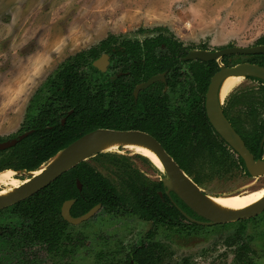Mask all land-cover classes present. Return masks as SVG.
Masks as SVG:
<instances>
[{
	"label": "trees",
	"instance_id": "1",
	"mask_svg": "<svg viewBox=\"0 0 264 264\" xmlns=\"http://www.w3.org/2000/svg\"><path fill=\"white\" fill-rule=\"evenodd\" d=\"M140 30L157 34L143 40L123 39L120 44H116L117 37L110 34L97 45L65 58L42 82L29 102L20 129L29 131L27 136L14 146L0 149V170H36L70 142L97 128H139L152 133L197 182L199 177L193 172L204 166L202 161L205 159L211 161L214 158L224 163L229 159L230 165H237L234 153L229 151L227 142L211 125L205 109V93L211 77L220 69L219 62L182 61L179 58L186 54L187 49L173 33L165 32L169 31L167 27ZM263 43L264 33L256 40V44ZM206 45L201 46L207 48ZM163 46L168 51L156 54L155 48ZM102 52L112 54L107 72H101L93 65ZM229 56L223 58L227 65ZM244 57L264 66V53L244 54ZM182 63L187 69H183ZM164 70L169 71L168 91H162V82H155L143 89L137 98L134 97L133 89L138 82ZM251 78L259 81L260 86L233 92L226 101L224 112L255 157L261 158L264 156V81ZM192 80L196 97L189 96L185 90L186 84ZM170 92L188 95L189 107L179 114L177 123L170 117ZM63 117L65 123L61 121ZM5 139L0 137V141ZM90 159L97 160L111 173L117 172L119 180L104 174L90 160H85L42 188L38 194L14 205L13 212L18 216L17 228L13 236L6 238L5 242L2 240L10 247L13 258L24 264H42V260L38 262L29 257L33 244L57 257L75 251V238L67 231L68 222L61 215V205L70 197L76 198L71 210L75 216L102 203L108 212H133L144 219L166 224L168 228L186 231L188 226L198 227L169 197L166 203L162 201L157 193L163 188L162 182L152 181L150 186H143L136 193L129 192L124 184L125 177L129 176L127 156L99 152ZM238 159L246 168L244 160L240 156ZM76 178L81 181L82 190L76 186ZM175 198L184 210L201 218L180 198ZM0 264L4 263L0 260ZM126 264L147 263L136 257L134 263L127 260Z\"/></svg>",
	"mask_w": 264,
	"mask_h": 264
},
{
	"label": "rangeland",
	"instance_id": "2",
	"mask_svg": "<svg viewBox=\"0 0 264 264\" xmlns=\"http://www.w3.org/2000/svg\"><path fill=\"white\" fill-rule=\"evenodd\" d=\"M156 26L167 27L166 33L187 45L250 46L264 33V0H0V137L19 132L33 94L69 55L97 45L110 34L140 38L157 34L140 30ZM258 85L243 77L222 99ZM129 158L151 180L164 176L152 162L134 155ZM90 161L113 175L97 160ZM204 179L200 186L210 195L244 192L264 184V177L241 169H216ZM241 224L246 227L243 238L250 246L249 258L264 264V217L210 225L190 235L165 230L160 237L162 264H240L234 238ZM150 227L137 217L115 220L102 211L85 230L87 247L79 246L58 264H115L124 253L118 241L129 244ZM84 229L85 225H75L74 236ZM98 229L100 237L94 234Z\"/></svg>",
	"mask_w": 264,
	"mask_h": 264
},
{
	"label": "water",
	"instance_id": "3",
	"mask_svg": "<svg viewBox=\"0 0 264 264\" xmlns=\"http://www.w3.org/2000/svg\"><path fill=\"white\" fill-rule=\"evenodd\" d=\"M255 54L264 53V43L250 46L232 45L221 49L209 50L195 48L185 56V59H216L220 63V69L211 77L206 93V113L216 131L244 160L248 171L254 176H264V158H256L247 147L245 140L234 128L224 113L221 98V86L224 80L231 76L257 77L264 81V66L255 62L244 61L233 66H226L221 58L226 54ZM110 55L103 53L93 64L102 71H105L110 63ZM165 72L155 74L146 81L139 83L134 91L135 96L141 89L147 88L157 80H164ZM64 122V120H63ZM27 133L0 141V149H6L15 145L23 139ZM112 142L139 143L151 148L163 164L167 177L163 178L164 184L168 187V193L173 190L179 198L193 211L206 220H198L187 214L183 209L182 213L191 221L200 224H217L249 218L264 210V195L254 204L236 211L222 209L210 200V194L206 193L179 165L174 157L164 148L161 142L149 132L140 129H114L97 128L91 130L59 150L54 156L43 163L36 170H16L20 175L27 176L22 179L24 182L16 190L0 196V209L10 206L22 199H25L42 188L51 184L63 173L76 166L82 161L90 159L99 152H105L106 144ZM264 143V134L262 138ZM5 170V169H4ZM14 170V169H13ZM2 171V170H1ZM35 174V172H37ZM79 187L81 184L78 181ZM74 200H67L62 206L63 216L74 223H80L94 215L100 205L97 204L86 213L73 217L70 208Z\"/></svg>",
	"mask_w": 264,
	"mask_h": 264
},
{
	"label": "flooded vegetation",
	"instance_id": "4",
	"mask_svg": "<svg viewBox=\"0 0 264 264\" xmlns=\"http://www.w3.org/2000/svg\"><path fill=\"white\" fill-rule=\"evenodd\" d=\"M113 35H115V34H113ZM154 35V34H153ZM153 35H145L144 37H142V38H140V37H138V36H134V37H132V36H122V37H120V36H117V35H115L116 37H117V42H116V44H120V42H121V40H123V39H132V40H134V39H139V40H143L145 37H149V36H153ZM175 38L176 39H178V40H180L178 37H176L175 36ZM180 41H182V40H180ZM182 43H183V45H184V47H186V49H187V52H186V54L185 55H183V56H181L179 59L180 60H182V61H190V60H201V59H185V56H187L189 53H190V51L192 50V49H195V48H199V49H209V47H208V45H206L207 46V48H203L201 45H203L204 44V42L203 43H200V44H198V45H187V44H185L183 41H182ZM232 45H235V44H233V43H230V44H228V45H226V46H232ZM223 47H225V46H223ZM223 47H218V48H216V49H221V48H223ZM216 49H209V50H216ZM155 51H156V54H160L161 52H166V51H168V49L165 47V46H163V47H157V48H155ZM103 53H107V54H109L110 55V57H109V61H110V63H109V65H108V67H107V69L105 70V71H102V70H100L99 68V70L101 71V72H107L108 70H109V68H110V66H111V61H112V54L111 53H109V52H102L101 54H100V56L103 54ZM74 54V53H73ZM226 55H231V56H229V58H228V65L227 64H225L224 62H223V58H224V56H226ZM226 55H224L222 58H221V62L224 64V65H226V66H233V65H235V64H237V63H240V62H244V61H247V60H245V58L244 59H242V57H240V56H244V54H240V53H238V54H226ZM240 55V56H239ZM99 56V57H100ZM98 57V58H99ZM97 58V59H98ZM96 60V59H95ZM94 60V61H95ZM213 60H216V59H213ZM93 61V62H94ZM201 61H209V60H201ZM220 64V63H219ZM94 65V64H93ZM182 66H183V69H187V66H185V64L184 63H182ZM94 67H96V66H94ZM97 68V67H96ZM182 69V71H184ZM163 72H165V75H164V80H157V81H155V82H162L163 83V87H162V91H168L169 90V85H168V81H167V78H168V75H169V71L168 70H164V71H162V72H159V73H156V74H160V73H163ZM122 73V71L121 72H119V73H116V75H119V74H121ZM155 75V74H154ZM153 76V75H152ZM151 77V76H150ZM149 77V78H150ZM148 78V79H149ZM245 78H249V79H252L251 78V76H248V77H245ZM257 78V77H256ZM183 79H186V76L183 78ZM252 80H255V79H252ZM143 81H146V80H143ZM143 81H140V82H138L136 85H135V87H134V89H133V95H134V97L135 98H137L138 97V95H139V93L143 90V89H141L140 91H139V93H138V95L137 96H135V94H134V91H135V88H136V86L139 84V83H141V82H143ZM210 81H211V79H210ZM255 81H257V80H255ZM154 82V83H155ZM258 83H259V81H257ZM153 83V84H154ZM210 83V82H209ZM152 85V84H151ZM150 85V86H151ZM192 85H194V81L192 80V81H190L189 83H187L186 84V86H185V90H186V93L190 96V95H192L193 97H196L195 95H194V93H197V91H195V87H192ZM209 86V85H208ZM260 86V83H259V85L258 86H256L255 88H257V87H259ZM149 87V86H148ZM147 87V88H148ZM144 89H146V88H144ZM207 90H208V88H207ZM193 91V92H192ZM195 91V92H194ZM237 91V90H236ZM190 92H192V93H190ZM190 93V94H189ZM206 93H207V91H206ZM206 93H205V109H206ZM233 93V92H232ZM232 93H230V95L232 94ZM188 95H186V96H183V95H175V94H173V93H171L170 92V96H169V105H168V107H169V109L170 110H172L171 112H172V115L170 116L171 117V121H177V119H178V116H179V114L180 113H182V112H184L183 111V109L184 108H186L187 106L189 107V104H188ZM229 95V96H230ZM228 99V98H227ZM227 99H226V101H227ZM226 101H224V103H223V110H224V106L226 105ZM71 112V111H70ZM69 112V113H70ZM225 113V112H224ZM207 114V113H206ZM226 115V114H225ZM183 117H184V114L182 115ZM208 117V116H207ZM228 118V117H227ZM209 119V118H208ZM63 120H64V122H63ZM65 117H63L62 119H61V121H62V123H65ZM181 120V119H180ZM179 120V121H180ZM210 121V120H209ZM177 123V122H176ZM211 123V122H210ZM212 125V124H211ZM213 126V125H212ZM22 127V126H21ZM21 127H20V129H21ZM213 128H214V126H213ZM235 128V127H234ZM114 129H117V128H114ZM126 129H139V128H126ZM215 129V128H214ZM140 130H143V129H140ZM181 130V129H180ZM216 130V129H215ZM143 131H146V130H143ZM28 132L29 131H27V130H19V132L17 133V135H20V134H23V133H27L28 134ZM146 132H148V131H146ZM217 132V131H216ZM150 133V132H149ZM218 133V132H217ZM150 134H152V133H150ZM219 134V133H218ZM153 135V134H152ZM27 136V135H26ZM153 136H155V135H153ZM219 136L220 137H222L220 134H219ZM156 137V136H155ZM10 138H12V137H10ZM157 138V137H156ZM223 138V137H222ZM243 138V137H242ZM6 139H8V138H6ZM158 139V138H157ZM224 139V138H223ZM159 140V139H158ZM160 141V140H159ZM161 142V141H160ZM161 144L163 145V143L161 142ZM228 144V143H227ZM263 145H264V143H262ZM229 145V144H228ZM14 146V145H13ZM164 146V145H163ZM248 147V146H247ZM164 148H165V146H164ZM166 149V148H165ZM228 149H229V151L230 152H233L234 153V155H235V160L237 161V165H235V166H232V165H230V160L228 159V160H226V162L224 163V161L223 160H221V161H219V160H216V159H212L211 161L210 160H208V159H205L204 161H202V165H204V166H202V167H200V168H198L197 170H194V176H198L199 177V182H197V181H195V179H194V177L192 176V175H190L189 173H187L186 171V173L197 183V184H199V186H200V184L202 183V182H204L205 181V179H204V176H205V174H207L209 171L211 172V171H214V170H218V171H222L223 169H226V170H235V169H241V170H243V172H245L246 174H248V175H251V176H254V175H252L249 171H248V169H247V167H246V164H245V167L246 168H244L243 167V165L239 162V159H238V154H237V152L229 145V147H228ZM167 150V149H166ZM168 151V150H167ZM251 151V150H250ZM105 152H111V151H105ZM116 152H118L117 154H120V155H125V156H127V162L129 163L128 165H129V176L126 178L125 177V181H124V184H125V186L128 188V190H129V192H133V193H136L139 189H141L143 186H146V185H149L150 186V184H151V182L152 181H156V182H162V189H158L157 190V193L160 195V197H161V199H162V201L164 202V203H166V201H167V197H169L172 201H173V203H175L178 207H179V209L181 210V209H183V207L181 206V205H179V202L177 201V199L175 198V196H177L178 198H179V196L177 195V193L175 192V191H173V190H171L169 193H168V187L164 184V182H163V178H165V177H167V173H166V171H164V169H160V170H162L163 171V174H164V176L163 177H161L159 180H151V178L146 174V173H144L142 170H140L139 168H137L135 165H134V163H131V160H130V155H134V156H137V157H140V158H142V159H144V160H146V161H150V162H152L149 158H147L146 156H144V155H142V154H139V153H134V152H132V151H116ZM169 152V151H168ZM170 154H171V152H169ZM172 155V154H171ZM173 156V155H172ZM255 156V155H254ZM93 157V156H92ZM174 157V156H173ZM241 157V156H240ZM242 158V157H241ZM261 158H264V156L263 157H261ZM174 159H175V157H174ZM88 160H91V159H88ZM176 160V159H175ZM177 161V160H176ZM91 162V161H90ZM178 162V161H177ZM229 164H228V163ZM92 163V162H91ZM179 163V162H178ZM245 163V162H244ZM93 165V164H92ZM180 165V164H179ZM95 166V165H94ZM101 166H103V165H101ZM181 166V165H180ZM231 166V167H230ZM96 167V166H95ZM157 167V166H156ZM182 167V166H181ZM97 168V167H96ZM5 169H8V168H5ZM10 169H13V168H10ZM97 169H99V168H97ZM2 170H4V169H2ZM15 171H16V169H14ZM19 170H23V169H19ZM70 170V169H69ZM100 170V169H99ZM1 171V170H0ZM102 171V170H101ZM103 172V171H102ZM104 173V172H103ZM117 173V172H116ZM116 173H112L113 174V177H115L116 179H118L119 180V177H118V175L116 174ZM104 174H106V175H108V173H104ZM116 174V175H115ZM18 176V178H20V179H24L25 177H27V176H24V175H17ZM255 177H257V176H255ZM258 177H259V175H258ZM261 177V176H260ZM262 177H264V176H262ZM114 178V179H115ZM78 181L80 182V184H81V188L79 187V184H78ZM54 182V181H53ZM75 184H76V186L79 188V190H82V188H83V186H82V183H81V181L78 179V178H76V180H75ZM201 187V186H200ZM202 188V187H201ZM40 191V190H39ZM39 191L38 192H36V193H34V194H38L39 193ZM72 192H74V191H72ZM33 194V195H34ZM41 194H45V193H41ZM32 196V195H31ZM30 197V196H29ZM29 197H27V198H29ZM27 198H25V199H27ZM25 199H22V200H25ZM71 199H73L74 200V202H73V204H72V206H71V208H70V213H71V215L73 216V217H77V216H75V215H73L72 214V212H71V210H72V207H73V205L75 204V202H76V198H74V197H70V198H68V199H65L64 201H63V203H62V205H61V215H62V218L65 220V221H67L68 222V227H67V231L68 232H70V233H72V235H73V238H75V242H76V245H77V247H76V249L79 247V246H86L87 247V245H88V238L86 237L87 236V233H85V230L87 231V227H89V222L91 221V220H93L94 218H96V217H98L99 215H100V212H104L108 217H110V218H112V219H115V220H120V219H126V218H129V217H131V216H134V217H137L138 219H140V220H143V221H145V222H147V223H150L151 224V227L147 230V232L145 233V234H143V235H141V236H139V238L138 239H136V240H132L131 242L129 241V244H126L125 243V245H124V242H120V241H118V243H121L120 244V250L122 249V251L124 252H122L123 253V255L120 257V258H118V260H117V262L115 263V264H126L127 263V260H129V261H131L132 263H134L135 262V258L137 257V258H139V259H141V260H143L144 262H146L147 264L148 263H150V264H162V262H163V258H164V247H163V243H162V241H161V239H160V237H161V235H162V233L165 231V230H172L173 232L175 231V232H178V233H181V234H186V235H190V234H196V233H199L200 231H202L203 229H205V228H207V227H210V225H224L225 223H217V224H200V223H197V222H195V221H191L190 219H188L187 217V219L188 220H190L191 222H194V223H197L198 224V227H196L195 229H193V227L191 228V226L189 227H187L186 228V231H184V230H181V229H172V228H168L167 226H166V224H162V223H155L153 220H147V219H144V218H142V217H140L139 215H137V214H135V213H133V212H128V213H112V212H108L104 207H103V205H102V203H98L99 205H100V208L98 209V211L94 214V215H92L90 218H88V219H86V220H84V221H82V222H80V223H74V222H72L71 220H68V219H66L64 216H63V214H62V206H63V204H64V202L65 201H67V200H71ZM22 200H20V201H22ZM181 200V199H180ZM20 201H18V202H16V203H14V204H12V205H10V206H7V207H4V208H2V209H0V260L4 263V264H24V263H20V261L18 260V258H13L14 257V254H11L10 253V251H11V249H10V247H8V246H6L5 244H4V240H6V238H9L10 236H13V234H14V232H15V229L17 228V221H18V216L13 212L14 211V205H16L17 203H19ZM182 201V200H181ZM183 202V201H182ZM184 203V202H183ZM185 204V203H184ZM95 205H97V204H95ZM94 205V206H95ZM186 205V204H185ZM94 206H92V207H94ZM91 207V208H92ZM186 207L188 208V209H190L193 213H195L196 215H198V216H200L199 214H197L195 211H193L191 208H189L187 205H186ZM90 208V209H91ZM89 209V210H90ZM89 210H87V211H89ZM184 210V209H183ZM86 211V212H87ZM185 212H187V214H189L190 216H192L193 218H195V219H198V220H206L204 217H202V216H200L201 218H198L197 216H194V214H190L189 212H188V210H184ZM86 212H84V213H86ZM182 212V211H181ZM84 213H82V214H84ZM82 214H80V215H82ZM80 215H78V216H80ZM261 217L263 218L264 217V210L263 211H261L260 213H258L257 215H255V216H253V217H249V218H243V219H239L241 222H244V221H246V220H256V219H261ZM235 221H238V220H235ZM230 222H233V221H230ZM226 223H228V222H226ZM103 224V223H102ZM102 224L100 225V228L101 229H103V226H102ZM75 225H85V229L83 230V232L82 231H80L79 232V234H78V236H74V234H73V231L74 230H72V228L73 227H75ZM19 226V225H18ZM245 229H246V227H245V224L243 225V224H241V226L238 228V230H237V232H236V234H235V238L234 239H236V241H237V253H236V259H237V261H239L240 262V264H255L254 263V260H253V258H249V253H250V246L248 245V242L247 241H245V239L243 238V233H244V231H245ZM97 231V232H96ZM96 231H94V234H96L97 235V237H100V235H99V233H98V231H99V229L98 230H96ZM108 235L110 236V234L108 233ZM78 237V238H77ZM77 238V239H76ZM105 239H108V238H105ZM4 242H3V241ZM263 241H264V238H263ZM128 243V242H127ZM33 246V249H32V251L30 252V254H29V257H33L34 259H36V261H40V260H42V264H46V263H48V264H58V261H60L61 259H63V258H65V257H67L68 255H70V254H72V253H70V252H66L63 256H54V255H51L49 252H47V251H45L44 249H41L40 247H39V245H37V244H33L32 245ZM76 249H75V251H76ZM74 251V252H75ZM51 256H53L54 258H51ZM28 257V258H29ZM40 258V259H39ZM29 264H31V263H29ZM111 264H114V263H111Z\"/></svg>",
	"mask_w": 264,
	"mask_h": 264
},
{
	"label": "bare ground",
	"instance_id": "5",
	"mask_svg": "<svg viewBox=\"0 0 264 264\" xmlns=\"http://www.w3.org/2000/svg\"><path fill=\"white\" fill-rule=\"evenodd\" d=\"M243 78V76L231 75L227 77L221 86V98L230 92ZM104 149L106 151H132L139 153L149 158L152 163L160 169H163V164L157 154L148 146L139 143H122L112 142L106 144ZM35 172V174H37ZM21 174L19 171L13 169H5L0 171V196L6 195L18 188L26 181L18 178L17 175ZM264 195V184H260L259 187L244 192L230 193L226 195H210V200L218 207L236 211L246 208L255 202H257Z\"/></svg>",
	"mask_w": 264,
	"mask_h": 264
}]
</instances>
